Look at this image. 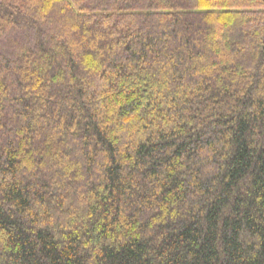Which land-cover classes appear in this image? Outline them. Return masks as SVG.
<instances>
[{
	"label": "trees",
	"instance_id": "16d2710c",
	"mask_svg": "<svg viewBox=\"0 0 264 264\" xmlns=\"http://www.w3.org/2000/svg\"><path fill=\"white\" fill-rule=\"evenodd\" d=\"M0 264H264V0H0Z\"/></svg>",
	"mask_w": 264,
	"mask_h": 264
}]
</instances>
